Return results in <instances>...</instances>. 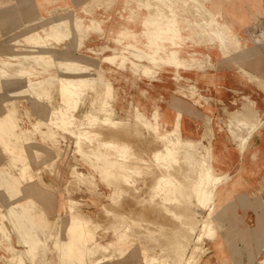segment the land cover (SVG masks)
I'll list each match as a JSON object with an SVG mask.
<instances>
[{
	"label": "rangeland",
	"instance_id": "374dc122",
	"mask_svg": "<svg viewBox=\"0 0 264 264\" xmlns=\"http://www.w3.org/2000/svg\"><path fill=\"white\" fill-rule=\"evenodd\" d=\"M16 1L20 0H0V64H3L2 67L0 65V143L7 150L11 146L17 148L16 144L21 141L22 134L25 133L18 124L20 117H16L20 113V107L18 108L15 102L7 105L5 102L7 96L16 93L20 95L32 94L38 98H41L42 95L47 97L48 87L46 85L50 84L54 77L49 73L51 67H62L84 72L93 66L90 60L83 62V65H81L82 62L79 58L73 56H61L58 58L51 51L52 40L59 42L70 36L75 40L79 38L83 19L72 11L65 10V12H60L55 14V16L52 15L44 19V21H40L41 18L39 17L42 14H39L35 9L33 14L28 17L32 18V20L34 19V21L17 22L10 28L16 29V31L12 30L13 32L6 33L8 28H6V23L1 20L12 12L11 4L14 5ZM113 1L98 0V3L108 4ZM207 1L209 0H141L140 2L141 8H146L145 10H148V15L150 16L146 25L153 26L148 32L149 47L152 52L146 56L154 65L158 61L174 64L177 68V79L181 78L178 70L180 66L202 69H214L216 67L208 54L202 56L200 52L193 50L189 52L187 57L181 55L186 40L181 38L179 33L177 17L181 13L184 14L185 10H188L186 7L194 8L195 13L203 17V28H208L211 36L210 38L191 40L192 45L201 46V44H204L209 46L208 48L210 49L219 48L223 54H225L226 50V55H232V59L239 63L246 58L248 53L247 43L242 42L239 37H224L225 32L229 31L230 28L227 24L219 21V14L206 6ZM61 23L68 26H64ZM45 24L49 25L50 28L46 29L44 27ZM36 34L38 36L41 35V39L39 37V39H36ZM228 35H231V33ZM166 43L171 47L166 46ZM125 49L131 55L134 54L139 58L145 56L142 50H138L133 44H126ZM236 49H241L238 57L233 55ZM28 54L30 57H27ZM126 59L128 58L123 56L122 62ZM6 60L7 62L1 63ZM7 63H13L14 66L12 67L11 65L13 64H10L11 67H8ZM134 66L138 65L134 64ZM7 67L9 71L6 69ZM238 68L243 74L253 78L250 76V72L245 70L241 64ZM1 69L4 70L2 71ZM143 69L145 73L152 74L154 72V70H151L152 68L147 66H143ZM45 73V78H38L39 75ZM204 73L212 75V73L207 71ZM11 74L14 75L12 76ZM102 77L101 72L94 75L95 79L100 80ZM94 78L91 80L93 81ZM58 79L62 84V77ZM190 91L194 94L196 86L191 85ZM105 94L106 96L98 97L97 102H93L91 109L82 116L76 113L81 98H79L77 105L73 106L74 108L72 106L67 107L64 101H62L60 107L55 109L37 104L40 106L37 113L40 115L42 123L49 127V130L42 131V137L56 145L60 143L61 139L66 141L70 137V143L61 148V151L63 153L67 152L71 144H74L73 153L80 164L79 168H74L73 178L65 188L68 194L67 209L70 210L71 222L67 229L69 242L66 244L61 242L65 246H63L64 250H67L68 253H74L76 248L73 243L74 240H78V243L85 245L92 242V246L87 245L83 248L79 264H86L84 259L94 255L96 252L100 253L101 256L89 261L88 264H113L115 262L118 264H179L180 262V264H197L201 256L209 251V248L205 246V242L214 240L217 235V227H213L217 223L214 220L216 210H228L235 205L233 203L234 200H236L238 205L252 204L250 200L251 193L247 189L250 185L247 178L249 173L247 172V177L243 178V183H236L234 181L235 173L236 170H240V167L238 166L235 170L226 172L220 166L221 158L226 155H222L216 149L215 141H218V139L215 136L213 127L208 123L210 122L209 118L207 119L208 127L206 126L207 128L199 138L184 137L178 124L171 129H161L158 112L149 117L134 107L133 111L128 114L122 117L118 116L112 104L108 101V93L106 92ZM251 107L254 110V107ZM258 109L264 112V109ZM221 112L223 113V111ZM243 113L245 115L232 114L233 119L231 118L230 121L229 116L225 114L224 124L229 123L228 128L231 129L232 135H234L232 137L233 140L241 138L237 147L243 148L241 151L242 156L244 157L249 153L253 156V161H255L256 158L258 159L260 152L259 148L256 147L255 138L261 136L264 131V119L262 120L256 115L248 116L252 115L249 114V111ZM106 117L116 120L112 126L114 127L113 129L112 127L106 128L107 125L103 122ZM91 118L96 119L93 124L87 122V120L91 121ZM258 122H261L262 126L253 132L256 129L254 125H257L256 123ZM89 123L91 124L90 126ZM145 123H148V126ZM104 124L105 126H103ZM38 125L39 122L33 124L35 129L31 132H35L38 129ZM84 126L87 128L86 130H89L85 132ZM249 126L252 127L250 128ZM103 127L105 128L103 129ZM53 128L60 129L63 134H56ZM233 130L239 136H236L237 134H235V131L233 133ZM165 136L172 138L173 143L170 145L171 149H173L172 153H167L163 147L164 151H161L160 158L153 159L150 156L152 151L157 146L161 147V143L157 144L158 141H161L158 138ZM246 136H249L250 139ZM119 137L122 140L126 138V143L134 141V143H130L129 147V151H133V153L128 152L124 155L125 157L120 156L121 159L118 157L121 163L118 162L115 167H109L101 157L88 156L93 153L94 149L100 152L102 149L104 151L107 148H111L109 143L105 146V141L118 139ZM225 137L229 138L228 140L230 141L231 136L228 132ZM68 142L69 140L66 143ZM211 150L214 151L213 155ZM110 155H107V158H110ZM27 169V165L22 166L20 178L33 179V176L26 174ZM209 169H213V175L205 183V190L203 191L204 193L207 191L205 193L207 195L203 193L204 199L198 198L195 196V194L197 195L195 193L197 189L195 190L194 188V186H197L195 181H200L199 179H202L201 173L205 174ZM170 171H173L172 173L175 175H170ZM0 174L5 177L2 184L5 185L7 191L10 193L19 191L20 178L10 175L9 172L5 173L2 169H0ZM163 175L165 176L163 177ZM166 179H170L168 182L172 181L173 185H176L173 200L164 199L165 191L163 186L165 181H167ZM212 190L214 191V197L209 200ZM73 191L78 192V197L71 196ZM90 205L95 207L92 208L93 210L101 211L99 222L92 221L89 217H85L82 214L81 211L89 210ZM122 212L124 214L121 215ZM33 217L39 222L38 225L32 222L34 221ZM5 220L13 223L19 237L23 239L24 243L32 246L30 253L35 255V246L41 240L38 230L42 228L40 225L43 222L42 214L37 213L34 216L30 214L29 216L26 213L25 204L20 202L16 205H11L6 212L0 210V233L10 241L11 232L7 229ZM91 222L95 228H101L98 238H96L95 230L90 229L89 224ZM111 230L115 235L114 242H102L101 240L106 239ZM53 236L58 238L57 234H50L51 238ZM200 236L201 238L199 239ZM55 247L56 249H63L58 247V243ZM12 255L13 257L10 259L9 264H24L20 253L14 252ZM1 260L2 258H0ZM251 260L252 257L249 254L248 262ZM257 264H264V256L259 259Z\"/></svg>",
	"mask_w": 264,
	"mask_h": 264
},
{
	"label": "crops",
	"instance_id": "0c3cea01",
	"mask_svg": "<svg viewBox=\"0 0 264 264\" xmlns=\"http://www.w3.org/2000/svg\"><path fill=\"white\" fill-rule=\"evenodd\" d=\"M140 2L141 0H114L112 3L101 4L98 0L89 2L88 0H20L14 5L11 4L12 12L1 20L6 23L8 28L6 33H9L16 31L10 28L17 22L34 21L28 17L35 9L42 14L39 17L40 21L65 10L72 11L83 19L79 38L75 40L70 36L59 42L52 40L51 51L58 58L61 56L79 58L81 65L90 60L93 66L87 71L78 73L66 72L62 67H51L49 73L54 77L50 84L46 85L47 97L42 95L38 98L32 94L16 93L7 96L5 101L7 105L15 102L18 108L20 107V113L16 117H20L18 124L25 133L21 135V141L16 144L17 148L11 146L7 150L0 143V169L20 178L22 166L27 165L26 174L33 176V179L20 178L19 191L10 193L2 184L5 177L0 174V210L6 212L11 205L24 203L26 213L29 216L42 214L43 222L40 224L42 228L38 230L41 240L36 244L33 255L30 253L32 246L23 242L13 223L5 220L6 227L11 232V240H7L0 233V258H2L0 264H9L14 252L21 254L24 264H79L83 248L87 245L92 246V242L85 245L74 240L75 252L68 253L64 250L63 244L69 242L67 229L71 222L65 188L73 178L74 168H79L80 164L73 153L74 144H71L67 152L61 151V148L70 143V137L67 138L68 143L67 140L63 141L60 138L58 146L42 137V131L49 130V127L42 123L37 113L40 108L37 104L51 109L61 106L63 98L62 84L58 79L60 77L89 79V83H86L88 88L85 84L86 88L83 89L85 93H82L81 102L76 110L79 116L89 111L93 102H97L98 97L106 96L107 92L108 101L118 116L128 114L134 107L149 117L158 112L161 129H171L178 124L184 137L199 138L208 127L209 118L208 123L213 127L218 139L215 141L216 149L222 155H226L221 158L219 164L226 172L240 167V170H236V175L234 174L236 183H243V178L247 177V172L249 173L247 178L250 185L246 188L251 193L252 204L238 205L234 200L235 205L228 210H216L214 220L217 223L213 227H217V235L214 240L205 242L209 251L201 256L197 264H257L264 256V131L261 136L255 138L256 147L260 152L258 159L253 161V156L249 153L242 156V148L237 147L241 138L233 140L234 135L228 128L229 123L224 124L225 114L229 116L230 121L232 114L245 115L243 112L247 111L252 114L248 116L256 115L264 119V112L258 109H264V89L258 80L249 78L238 68L241 64L250 74L264 79V0L206 2L207 7L219 14V21L230 28L225 32L224 37L236 36L247 43L248 53L241 63L233 60L232 55H226V50L223 54L219 48L210 49L204 44L192 45L191 40L211 36L209 29L203 28V17L196 14L194 8L186 7L188 10L177 17L179 33L181 38L186 40L181 55L187 57L193 50L200 52L202 56L208 54L216 67L202 69L180 66L179 79L176 77L177 68L174 64L158 61L154 65L148 60L146 55L152 52L149 47L148 32L153 26L146 25L150 16L146 8H141ZM44 27L50 28L46 24ZM228 32L231 35H228ZM126 44H133L138 50H142L145 56L139 58L134 54L131 55L125 49ZM166 46L171 47L168 43ZM240 51L241 49H236L233 55L238 57ZM123 56L128 58L124 62H122ZM133 63L138 66H134ZM143 66L152 68L154 72L145 73ZM205 71L212 75H206ZM98 72L103 76L100 80L94 78ZM45 76L46 73L39 75L38 78ZM191 85L196 86L194 94L190 91ZM36 122H39L38 129L31 132L34 131L33 124ZM53 129L56 134H63L60 129ZM227 132L231 136L230 141L225 137ZM78 195V192L74 191L71 194L72 197ZM93 207L90 205L89 210L81 212L92 221L99 222L101 211L93 210ZM32 222L39 224L35 218ZM100 224L103 225L102 222ZM89 226L90 229L95 230L98 238L101 228H95L92 222ZM50 234H57L58 238L55 236L51 238ZM114 240L115 235L111 230L107 238L101 241L114 242ZM57 243L58 247L63 249H56ZM249 254L252 257L250 262H248ZM99 256L101 254L96 252L86 257L84 261L88 264Z\"/></svg>",
	"mask_w": 264,
	"mask_h": 264
},
{
	"label": "bare ground",
	"instance_id": "6f19581e",
	"mask_svg": "<svg viewBox=\"0 0 264 264\" xmlns=\"http://www.w3.org/2000/svg\"><path fill=\"white\" fill-rule=\"evenodd\" d=\"M158 2V1H157ZM211 13V12H210ZM212 15V14H211ZM210 15V16H211ZM69 20V19H68ZM62 25H64L63 23H61ZM70 24V23H69ZM56 25V24H55ZM58 25V24H57ZM64 26H68V25H64ZM38 33V32H37ZM36 36H37V38L36 39H41V35H39L38 36V34H36ZM39 37V38H38ZM39 41V40H38ZM227 41V40H226ZM36 42V41H35ZM222 42V41H221ZM34 44V43H33ZM38 44V43H37ZM40 45H42V44H40ZM38 47V46H37ZM20 49H22V48H20ZM26 49H28V48H26ZM32 49V48H31ZM18 50V49H17ZM32 50H34V49H32ZM39 51V50H38ZM27 53V52H26ZM29 53V52H28ZM20 54V53H19ZM30 54V53H29ZM29 54H28V56L27 57H30L29 56ZM16 55H17V53H16ZM24 55H27V54H24ZM32 55V54H31ZM34 55V54H33ZM36 55V54H35ZM34 55V56H35ZM47 55V54H46ZM33 56V57H34ZM37 56V55H36ZM38 57V56H37ZM17 58V57H16ZM21 58H23L22 56H21ZM44 58V57H43ZM25 59V58H24ZM28 59V58H27ZM36 59V58H35ZM16 60V59H15ZM14 60V61H15ZM18 60V59H17ZM67 60V59H66ZM21 61V60H20ZM69 61V60H68ZM5 62H7V60L6 61H4V62H1V63H5ZM26 62H27V60H26ZM48 62V61H47ZM54 62V61H53ZM10 64H13V63H10ZM10 64L9 63H7V65H8V67L10 66ZM25 64V63H24ZM30 64V63H29ZM1 65V64H0ZM6 65V64H5ZM4 65V66H5ZM6 65V66H7ZM27 65H28V63H27ZM3 66V64L1 65V67ZM12 67L14 66V64L13 65H11ZM10 66V67H11ZM22 66H23V64H22ZM0 67V68H1ZM6 68L8 71H9V68ZM24 68V67H23ZM22 68V69H23ZM2 71L4 70V69H1ZM18 71V70H17ZM65 71L66 72H73V73H78V71H75V70H71V69H65ZM20 72V71H19ZM19 72H18V74H19ZM23 72V71H22ZM26 72V71H25ZM24 72V73H25ZM2 73H4V72H2ZM10 73V72H9ZM12 73V72H11ZM34 73H35V71H34ZM70 73V74H71ZM1 74V73H0ZM5 74V73H4ZM4 74H2V75H4ZM22 74V73H21ZM27 74V73H26ZM81 74V73H80ZM5 75H7V74H5ZM4 75V76H5ZM12 75V74H11ZM10 75V76H11ZM14 75V74H13ZM12 75V76H13ZM71 76V75H70ZM72 76H73V74H72ZM250 76H252L254 79H256V80H258V82H259V84H260V86L264 89V79L263 78H261V77H259V76H257V75H253V74H250ZM3 77V76H2ZM17 77H18V75H17ZM88 78H83V77H77V78H73V77H62V89H63V101L66 103V105H67V107H70V106H76L77 105V103L79 102V98H81V95H82V93L84 92L85 93V91H83V89H84V87H85V84L87 83H89L88 82ZM8 81V80H7ZM13 81V80H12ZM29 82V81H28ZM27 82V83H28ZM37 83V82H36ZM11 84V83H10ZM87 84H86V87L88 88V86H87ZM85 87V88H86ZM63 102V103H64ZM74 108V107H73ZM96 119L95 118H91V121L90 120H87V122H90L91 124H93V122L95 121ZM101 121V120H100ZM264 121V120H263ZM86 122V123H87ZM107 126H106V128L107 129H109V128H111L113 125H114V123L116 122V120H114L113 118H110V117H106L105 119H104V121H103ZM89 123V126L91 125ZM105 124L103 125V126H105ZM251 124V123H250ZM257 125H254V127L256 126V129H254L253 130V132H255L256 130H258V129H260V127L262 126V123L261 122H258V123H256ZM111 125V126H110ZM145 125L146 126H148V123H145ZM86 126H84V128H85ZM92 127V126H91ZM250 127V126H249ZM248 127V128H249ZM252 127V126H251ZM250 127V128H251ZM253 127V128H254ZM101 128H102V126H101ZM105 127H103V129H104ZM114 127H112V129H113ZM250 128H249V130H250ZM87 128H85V132L86 131H88V130H86ZM97 129V128H96ZM96 129H94V130H96ZM102 129V130H103ZM140 129V128H139ZM138 129V130H139ZM94 130H93V132H94ZM100 130V129H99ZM98 130V131H99ZM102 130H101V132H102ZM84 131V130H83ZM106 131V130H105ZM100 132V131H99ZM109 132V131H108ZM115 132V131H114ZM119 132V131H118ZM132 132V131H131ZM137 132V131H136ZM139 132V131H138ZM84 133V132H83ZM97 133V132H96ZM233 133H234V131H233ZM248 133V132H247ZM252 133V132H251ZM250 133V134H251ZM98 134V133H97ZM108 134V133H107ZM126 134V133H125ZM235 134H237L238 135V133H236V131H235ZM240 134V133H239ZM242 134V133H241ZM84 135H86L85 133H84ZM109 135V134H108ZM120 135H121V133H120ZM136 135H138L137 133H136ZM122 136H123V134H122ZM113 137H115V136H113ZM121 137V136H120ZM120 137L118 138V139H113V140H106L105 141V146H106V144H111L110 146H111V148H107V149H105L104 151H103V149H102V151H100V152H98V150H96V149H94V151H93V153H90L88 156L89 157H101L102 159H104V162L106 163V164H108V166L109 167H115L116 165H117V163L118 162H120V160L118 159V157H120V156H124L126 153H128V152H132L133 153V151H129V147H130V143H134V141L132 142V141H130V143L129 142H127L126 143V141H125V139H124V137H123V139L124 140H122V139H120ZM246 137H248L249 138V136H246ZM108 138V137H107ZM115 138H117V137H115ZM122 138V137H121ZM242 138H245V137H242ZM248 138H246L247 140H248ZM139 139V138H138ZM159 140H161L160 142L158 141V143L157 144H160L161 143V147L159 146H157V148H153L154 150L152 151V154L150 155L153 159H157V158H160L159 156L161 155V151H164V148L166 149V151H167V153H172V150L173 149H171V143H173V141H172V138H167L166 136L165 137H159L158 138ZM250 139V138H249ZM128 140V139H127ZM243 141V140H242ZM244 141H246L245 139H244ZM137 143V142H136ZM139 144V143H138ZM244 144V143H243ZM163 145V146H162ZM164 147V148H163ZM243 147V146H242ZM141 148H143V147H141ZM243 149V148H242ZM133 150V149H132ZM151 150V149H150ZM135 151V150H134ZM212 151V155L214 154V151L213 150H211ZM242 151V150H241ZM111 154V155H110ZM134 154H136V153H134ZM142 154V153H141ZM87 155V154H86ZM107 155H110L109 157L110 158H107L108 156ZM140 155V154H139ZM125 157V156H124ZM107 158V159H106ZM139 158V157H138ZM144 158V157H143ZM120 159H121V157H120ZM145 159V158H144ZM170 159V158H169ZM117 160H119V161H117ZM143 161H145V160H143ZM140 162V161H139ZM147 162V161H146ZM121 163V162H120ZM144 163V162H143ZM142 163V164H143ZM158 163V162H157ZM162 163H164V162H162ZM105 164V165H106ZM118 168V167H117ZM161 168V167H160ZM179 168V167H178ZM194 168V167H193ZM192 168V169H193ZM130 170V169H129ZM176 170V169H175ZM213 170V169H212ZM212 170L211 169H209L208 170V172L207 173H205V174H203V173H201V178L202 179H199L200 181H198V182H196L195 181V183H197V184H195V185H197V186H194V188H195V190L197 191V192H195V193H197V195L195 194V196L196 197H198V198H203L204 199V194L207 192H205L204 193V191L203 190H205V183H206V180L207 179H211L212 178V175H213V172H212ZM109 171V170H108ZM179 171V170H178ZM186 171V170H185ZM193 171V170H192ZM130 172V171H129ZM173 172V171H172ZM171 171L169 172V174L170 175H172L173 176V174L174 173H172ZM180 172V171H179ZM189 172V171H188ZM109 173H111L110 171H109ZM113 173V172H112ZM168 174V175H169ZM216 175H217V173H215ZM140 175H141V173H140ZM166 175V174H165ZM165 175H163V177L165 176ZM175 175V174H174ZM177 175V174H176ZM189 175V174H188ZM167 176V175H166ZM218 176H219V174H218ZM160 177V176H159ZM179 177V176H178ZM224 177V176H223ZM166 178V177H165ZM169 178V177H168ZM129 179V178H128ZM162 179V178H161ZM164 179V178H163ZM176 179V178H175ZM158 180V179H157ZM167 180V179H166ZM168 180H170V179H168ZM168 180L167 181H165V183H164V186H163V190L165 191V197H164V199L165 200H173V193H174V190H175V187H176V185L174 186L173 184V182L172 181H169L168 182ZM208 181H210V180H208ZM159 182V181H158ZM194 182V181H193ZM193 184V183H192ZM155 187H156V185H155ZM192 187H193V185H192ZM153 188V187H152ZM160 188V187H159ZM214 188H216L215 186H214ZM213 188V189H214ZM155 189V188H154ZM160 189H162V188H160ZM217 189V188H216ZM192 190H193V188H192ZM198 191H199V193H198ZM194 192V191H193ZM204 193V194H203ZM209 194V193H208ZM205 195H207V194H205ZM210 199L209 200H212L213 199V197H214V191L212 190L211 192H210ZM209 196V195H208ZM207 196V197H208ZM195 197V198H196ZM206 197V196H205ZM208 199V198H207ZM202 202V201H201ZM205 202V201H204ZM196 204V203H195ZM180 205V204H179ZM186 215V214H185ZM182 219V218H181ZM192 222V221H191ZM194 222V221H193ZM205 225V224H204ZM72 226V225H71ZM206 226V225H205ZM180 227V226H179ZM203 229V228H202ZM176 231V230H175ZM70 232V231H69ZM203 236V235H202ZM201 238V236L199 237V239ZM177 243V242H176ZM181 252V251H180ZM181 255V254H180ZM180 255H179V257H180ZM182 258V257H181ZM181 263V262H180ZM179 263V264H180Z\"/></svg>",
	"mask_w": 264,
	"mask_h": 264
}]
</instances>
